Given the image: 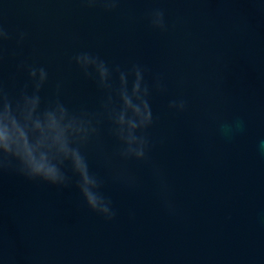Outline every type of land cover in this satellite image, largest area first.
Returning <instances> with one entry per match:
<instances>
[{
  "label": "water",
  "instance_id": "95a60500",
  "mask_svg": "<svg viewBox=\"0 0 264 264\" xmlns=\"http://www.w3.org/2000/svg\"><path fill=\"white\" fill-rule=\"evenodd\" d=\"M156 9L164 32L150 24ZM0 27L13 36L0 68L10 89L27 82L17 71L27 62L49 73L45 101L60 82L70 109L100 110L103 93L73 59L82 52L110 67L140 64L150 85L159 77L166 88L150 101L149 163L116 157L107 121L103 152L87 149L114 220L91 212L75 182L58 189L0 175V264H264V0H121L114 12L83 0H0ZM181 99L184 112L169 108ZM238 120L243 129L226 138L220 126Z\"/></svg>",
  "mask_w": 264,
  "mask_h": 264
},
{
  "label": "clouds",
  "instance_id": "9594fccd",
  "mask_svg": "<svg viewBox=\"0 0 264 264\" xmlns=\"http://www.w3.org/2000/svg\"><path fill=\"white\" fill-rule=\"evenodd\" d=\"M89 8L100 6L106 12L118 9L121 0H83ZM150 24L161 32L167 30L163 10L150 15ZM13 36L0 27V68L4 62L3 44ZM19 33L17 43H23ZM74 62L85 78L94 80L103 93L100 110L89 111L81 106L70 109L62 100V83L56 84V95L45 101L42 92L49 82L46 68L21 62L17 71L27 76L21 88L10 89L0 75V175L13 173L33 184H45L67 189L75 182L87 208L106 221L116 217L112 201L103 193V181L89 164L87 149L93 143L103 152L100 128L104 121L110 125V134L119 142L115 153L121 161L150 162L151 141L149 129L154 124L151 106L153 89L166 91L161 79L154 84L146 80L148 69L133 64L127 69L109 66L98 55L89 52L77 54ZM169 108L184 112L185 100H173ZM222 134L231 138L235 130L243 129V121L220 126ZM264 153V140L259 144ZM111 165L112 157L103 154ZM69 171L71 175H69ZM160 180L161 194L170 212L175 206L167 198L168 185L160 169L154 168ZM116 178L135 184V177L119 170Z\"/></svg>",
  "mask_w": 264,
  "mask_h": 264
}]
</instances>
